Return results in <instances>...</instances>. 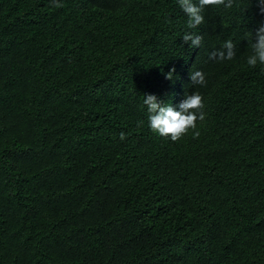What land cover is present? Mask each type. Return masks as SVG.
Instances as JSON below:
<instances>
[{"label":"trees","instance_id":"1","mask_svg":"<svg viewBox=\"0 0 264 264\" xmlns=\"http://www.w3.org/2000/svg\"><path fill=\"white\" fill-rule=\"evenodd\" d=\"M239 2L189 30L177 0H0V264H264V15ZM195 91L199 137L151 131L142 96Z\"/></svg>","mask_w":264,"mask_h":264},{"label":"clouds","instance_id":"2","mask_svg":"<svg viewBox=\"0 0 264 264\" xmlns=\"http://www.w3.org/2000/svg\"><path fill=\"white\" fill-rule=\"evenodd\" d=\"M180 9L188 17L187 28L197 29L205 23L204 10L209 6H223L225 9H232L234 6L239 8V0H177ZM255 5L259 7L261 15H264V0H254ZM52 6L62 7L60 0H51ZM249 46L251 53L247 56L246 64L250 68H256L257 65H264V22H261L253 32ZM185 44H189L192 49L200 48L203 36L192 31H186L182 37ZM236 56V45L232 39L225 41L218 51L211 54V58L219 60H233ZM176 72L172 68L166 75V79L173 80ZM190 79L193 85H204L205 75L202 71L196 70L190 72ZM143 105L147 108L148 123L151 131L161 137L170 138L173 142L180 141L183 137L192 132L193 137H199L197 130V121H203L205 114L203 97L195 91L191 95L185 96L176 110L171 105H165L155 95L146 94L142 96ZM143 121H138L137 126H141ZM125 134H120V139H125Z\"/></svg>","mask_w":264,"mask_h":264}]
</instances>
